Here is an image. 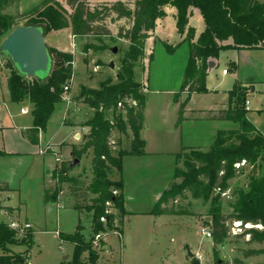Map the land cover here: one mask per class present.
<instances>
[{
	"label": "trees",
	"instance_id": "obj_1",
	"mask_svg": "<svg viewBox=\"0 0 264 264\" xmlns=\"http://www.w3.org/2000/svg\"><path fill=\"white\" fill-rule=\"evenodd\" d=\"M17 1L0 0V43L18 27V18L27 19L26 25H40L45 35L46 29L49 28L52 30L71 28L76 38L93 37L98 42H103L105 37H108L113 41L125 39L129 42V48L124 52L118 82L113 83L107 79L100 89L88 90L89 95L85 103L94 110L90 120L85 123L90 131L83 136L81 144H74L72 147L76 158L92 152L93 177L87 191L97 196L92 199L91 205L84 208L93 212V238L89 242L86 241L81 225L77 226L73 234L61 233L59 237L62 242L70 243L74 247V257L70 264H84L82 253L90 252V246L95 237L107 230L116 229L118 219H120L121 227L116 230L121 234L125 223L124 218L129 214L125 211L123 201L122 161L126 155L143 156L145 154V141L141 138V130L147 99L145 94H140L141 85L134 79V68L136 62L144 57L145 41L155 31L157 19L166 16L165 7H174L177 10L176 27L180 33L188 29L186 40L191 44L192 51H196V54H192L189 59L180 89L174 94L175 101H180L179 117L176 123L179 126L185 119L184 111L190 100L187 98L181 101V93L185 91L190 95L193 92H207L206 76L210 57L218 58L220 52L229 47L264 48V3H258L256 0H118L92 4L88 0H65V3L61 0H44L33 10L20 13L18 17L4 13V10L16 5ZM191 8L199 9L206 26V30L192 43L195 30L187 27ZM122 20L124 23L118 26L117 35H113L108 24H118ZM41 23H45L46 27L44 28ZM229 38L232 39L233 44L224 45L222 42ZM165 45L170 52H174L180 46V44L169 46L166 43ZM84 47V52L90 49L97 51L101 49L92 43ZM49 53L52 64L50 49ZM55 53L64 58L65 65L62 72L54 74L53 77L49 75L47 81L33 79L28 82L18 71L11 73L7 80L12 102L20 104L29 101L33 105L31 114L34 117V124L24 131V135L33 143L39 142L40 131L47 128L56 107L63 102L65 82L72 77L73 73L72 54L59 51ZM246 92V88L240 87L237 96L230 93L232 98H236V106L229 107L228 110L209 112L212 118L239 123V129L219 131L207 152L192 150L195 153L193 156H188L187 160L189 172L176 169L174 174L173 179L180 177L182 184L172 182L171 188L164 190L161 194L152 214H183L164 204L163 198L166 194L174 192L178 195L186 189L195 198L204 197L209 200L214 188L222 191L229 189L230 179L235 176L237 164L244 162L257 167L258 163H264V133L259 131L247 117L248 94ZM117 109L124 113L125 119L117 117L116 125L108 117L107 112ZM119 128L130 141L125 147L115 151L112 149L111 138L114 131ZM67 165L68 163L57 166L54 178L58 180V185L54 191L46 190V200H56L62 189L60 183L63 182L69 170ZM114 173L118 174L117 180L111 179ZM197 173L205 175L209 183L200 182ZM253 180L247 191L241 189L237 192L236 200L231 204L234 209V214L231 216L235 218V221L239 220L243 224L252 223L264 227V177ZM7 190H10L7 184H0V197ZM215 198L217 199L218 196L212 197L211 200ZM4 209L0 201V211ZM209 216L211 222L203 219V226L211 229L213 243L217 246L224 243L230 235L226 224L228 217L219 207H215ZM245 232L246 236H250V242L264 243V230L249 228ZM15 236L17 231L8 223L0 221V248L3 251L0 254V264H28V256L9 253L8 246L17 243ZM25 236L26 244L30 247L33 243L32 234L27 231ZM261 254H264V249H249L244 252L246 258ZM217 255L218 251L215 250V256L218 259ZM97 258L94 254L90 257L92 262ZM191 264L196 263L192 261ZM217 264H224V262H217ZM234 264L244 263L236 258Z\"/></svg>",
	"mask_w": 264,
	"mask_h": 264
},
{
	"label": "crops",
	"instance_id": "obj_2",
	"mask_svg": "<svg viewBox=\"0 0 264 264\" xmlns=\"http://www.w3.org/2000/svg\"><path fill=\"white\" fill-rule=\"evenodd\" d=\"M88 1L92 4H96L104 3L105 0ZM108 1L113 2L118 0ZM257 1L264 2V0ZM165 10L167 12L166 16L157 19L155 31L152 33V36L145 41V53L142 61V63H144V71L142 74H146L147 68L150 70L159 69V75L161 77L172 74L174 79L165 87L159 86L158 88H154V84L156 83L154 80H151V78V83L147 82L145 76L142 80L136 79L140 83L143 82L146 86L144 94L147 99L143 113V127L141 130V138L145 141V154H143V156L126 155L122 161V181L124 184L123 201L125 211L129 213L124 218L125 223L121 233L123 238L127 236V232L129 231L127 225L130 224L131 221H134L136 224L135 233L138 236L143 234L142 230L144 229L143 226H145V223H148L149 227L153 230L160 228L161 230L159 231L173 228L179 230L182 226H190V224L185 221L178 222V220H176L179 219L181 215H154L151 212L159 201L163 191L171 184L170 182H172L177 168V155L183 149L191 151H208L219 131L239 129V123L231 120L227 121L212 118L209 113L211 111L228 110L229 107L236 106V98H232L230 95L235 87H247V91H249L247 92L248 96L246 100L247 117L259 131L264 133V112H262V109H264L263 47L243 49H235L233 47L226 48L232 49L237 53L246 50L250 52L247 54H250L253 59H259L260 61H258L253 68L258 70L261 77L260 80H256L252 76H246V78L241 81L239 67L234 64L236 69V73L233 76L234 79L226 85L224 77H227L229 72L224 74L223 70L222 79L217 77L213 78L212 76L215 68L219 66L220 54L218 58L210 57L208 61H213L214 66L210 68L208 62L206 76L207 92H193L190 95L185 91L181 93V101H185L187 98L190 100L184 111L185 119L177 126L180 101H175L174 94L182 85L183 77L193 51L191 44L186 40L188 29L184 33H180L178 27H176L174 36H169L161 31L165 28L164 23L168 17L175 22V26L177 22V10L174 7H165ZM22 12L23 11H20V13ZM122 22H124V20H122L121 23ZM195 23H200L202 29L196 27ZM187 27H192L195 30L191 43L195 42L200 34L206 30L205 22L199 9L191 8ZM64 30L69 31L71 28L53 31L50 36H45L46 43L50 47L57 48L60 52H72L75 58V54L80 52L74 47L73 42L71 47L61 43L60 34L61 31ZM72 37L73 41H76V37L73 34ZM165 43L169 46H176L178 44H180V46L174 53L169 54ZM222 43L224 45L233 44L231 38L226 39V41ZM158 52H160V55L163 57L161 60L158 58ZM136 70L137 67L134 68V75H136ZM252 74H254V71ZM9 76V73H6L0 78V184H7L10 188V190L2 193L0 197L1 204H3L5 208L0 211V221L8 224L17 221L21 224L30 223L32 225L28 230L33 238L32 245L28 247L26 251L28 264H70L71 259L65 262L58 259V255L54 252V248H62L60 244L63 242L60 240L59 234H73L78 225L83 227L82 233L86 238L92 233L93 212L87 211L84 207L91 205V200L94 197H92L89 202L82 201V203H80L77 200L78 197H81L82 200L86 201V195L91 193L87 191V187L91 180L87 186L81 187L82 189L84 188V192H82V190L78 192L79 187H74L70 184L68 175L75 173L79 174L78 167L74 166L75 159H78V162L75 163L78 164L83 161L84 158L90 156V154H87L81 158H76L72 151V147L74 144L78 145L82 143L83 133H81L80 124L85 121L80 120V116H78L80 115L79 113L85 111L87 115L92 117L94 110L91 106L83 102L77 103L76 100H72L69 105H66L63 101L59 104L61 107L59 108L57 106L55 109V112L59 110V121L55 128L49 129L50 123L53 121V116L55 115L54 112L47 128L40 131L39 142L33 143L24 135V131L31 128L34 124V117H32L31 114L33 105L29 101L17 104L10 100L7 83ZM34 79L40 80L39 78ZM148 94L150 95L149 97L147 96ZM161 96L167 97V101H159L153 104V98H159ZM255 99H257L260 104L257 107L251 106L252 101ZM207 102H210L209 106L202 105ZM169 112L171 115L168 114ZM153 114H157L159 117L154 119L151 117ZM259 117H262L261 121ZM257 121L260 123L263 122V125L260 126ZM47 147H50V149L47 150ZM65 163H68L67 168H69V170L66 172L63 182L60 183V186H62L61 191L58 193L56 200H46V190L54 191L58 185V180L54 178L57 166H62V164ZM90 168H92V163L90 164ZM76 191L78 192L77 196L75 195ZM70 192L75 197L74 202H71V197L69 196L71 195ZM84 217L90 219L89 225L84 224ZM208 217L209 216H203V219L207 220ZM194 226L195 228L199 227V223H194ZM87 232L89 233L87 234ZM42 233L52 234L53 238H56L54 242H58L57 245L55 246V243L51 241L53 246H46L44 247L45 250L43 246L37 248L33 247L35 240L39 238ZM110 237L112 238L111 235ZM205 238L208 237L205 236L204 239ZM219 245L215 246L214 243L211 245L214 253L216 247V251L219 253ZM8 248L10 251L16 249L15 246L12 247V245H9ZM103 248L106 249L107 254L110 255L116 250V248L112 246L111 241L108 246H103ZM165 248V252L169 254V257L172 256L175 258L174 255L178 253L180 258H178V260L180 261L171 260L163 262V264L191 263L193 257L188 256L190 252L194 255L199 254L201 257L205 252L204 249L200 247L197 248L196 252L193 251L190 244L187 242H180L178 247L170 245L165 246ZM125 250L126 247L123 248L121 252L122 258L117 264H138L126 260L127 253H125ZM0 254L2 253L0 252ZM261 255L264 256V254ZM104 257L103 254L99 261ZM253 257L255 256H249L248 259ZM236 258L243 261V263H247L246 260H243L241 257ZM234 259L232 261L233 264ZM168 260H170V258ZM262 263L264 264V260Z\"/></svg>",
	"mask_w": 264,
	"mask_h": 264
},
{
	"label": "rangeland",
	"instance_id": "obj_3",
	"mask_svg": "<svg viewBox=\"0 0 264 264\" xmlns=\"http://www.w3.org/2000/svg\"><path fill=\"white\" fill-rule=\"evenodd\" d=\"M44 0H18L16 5H13L9 7L8 9L4 10V13L11 14L13 16H19L20 11H23L22 13H26L28 11L33 10L36 6L40 5ZM62 3H65V0H61ZM104 1V0H101ZM106 1V0H105ZM108 1V0H107ZM256 2H258L256 0ZM260 3V2H258ZM264 3V2H262ZM64 6L69 9L65 4ZM28 20L24 18H18L17 24H26ZM124 22H120L118 24H111L109 23L108 26L112 30L113 35H117L118 33V26L122 25ZM196 27H199L202 29V26H200V23H195ZM202 24V23H201ZM41 25L45 28V23H41ZM164 29L161 30L163 33L168 34L169 36H174V33L176 31L175 22L168 17V19L164 23ZM198 28V29H199ZM57 29H46V35L50 36L53 31H56ZM1 32V30H0ZM69 32V33H68ZM188 34V32H187ZM60 40L61 43L65 46L71 47L72 42L74 47L77 48V50L80 53L72 54L73 61V73L72 77L68 80H66L65 85H69V90L64 91L63 93V101L66 105H69L72 100H76L77 103H85V99L88 98V90L89 89H100L102 83L106 82L107 79H110L113 83H117L119 73L122 70V60L124 57V52L129 48L128 46V40L122 39L113 41L108 37H105L103 42H98L93 37L86 38H76V41H73L71 30L67 31H61L60 34ZM3 41V40H2ZM171 41V40H170ZM88 43L95 44L96 46L101 47V49L94 50L90 49L88 52H84V46ZM1 44V43H0ZM47 44V43H46ZM47 47L51 51L52 56V69L50 72V76L53 77L54 74L62 72V69L64 68V58L57 55L55 51H59L57 48H53L47 45ZM117 47L118 52L114 53L112 51V48ZM60 52V51H59ZM249 51L244 50V52H234L232 49H226L225 51H222L220 53L219 57V66L215 68V71L213 72L212 76L213 78L217 77L222 79V71L226 70L229 72V75L227 77H224L227 83H229L231 80L234 79V75L236 73V69L234 67V64H236L239 67L240 77L241 81H243L246 76H252L256 80H260V75L258 70L253 68L255 64H257L259 59L255 58L253 59L250 54H247ZM155 53V50H154ZM169 54H172L174 52L168 51ZM250 53V52H249ZM158 58L160 60L163 58L160 55V52L157 53ZM75 61V64H74ZM143 58L136 62L135 67H137L136 75H134V79L142 80L145 76L148 83H151V80H154L156 84H154V88L165 87L168 83H171L174 77L172 74L165 75L166 77H161L159 75L160 71L159 69H153L150 70L147 68V72L145 75L142 74L144 71V63H142ZM111 63L115 64V67H111ZM254 63V64H252ZM150 67V66H149ZM254 71V74H252ZM13 72H17L15 69V66H13L10 58L4 53L0 51V78L4 76L6 73H9V75ZM217 73V74H216ZM259 76V77H258ZM151 78V80H150ZM28 82H31L34 78H26ZM48 78H46L43 81H47ZM137 80V82H139ZM140 83V82H139ZM141 90L140 94H144L146 91V86L143 82L140 83ZM241 86H237L232 90V94L237 96V92ZM247 89V87H246ZM249 92V91H247ZM246 92V93H247ZM150 96L149 94L147 95ZM154 97V96H153ZM167 97H159V98H153V104L156 102H166ZM151 101V100H150ZM134 103V102H133ZM87 104V103H86ZM135 104V103H134ZM88 105V104H87ZM151 105V104H150ZM201 105V104H200ZM203 106H209L210 102H207L205 104H202ZM260 104L258 103V100L255 99L252 101L251 106L257 107ZM89 106V105H88ZM60 108L61 106L58 105ZM80 120L85 121L80 124L81 127V133L82 135L89 134L90 129L85 125L86 120L90 119V115H87L85 111H82L79 113ZM169 115L170 112L168 113ZM93 115V114H92ZM108 117L111 119V121L115 122L117 125V117H121L122 120L125 119V115L122 111L119 109L117 110H111L107 112ZM53 121L50 123L49 129H54L57 122L59 121V110H56L55 115L53 116ZM152 118H158L159 115L153 114L151 116ZM120 118V119H121ZM260 121L262 120V117H259ZM260 126L263 125V122L257 121ZM112 149L115 151H118V149H122L125 147L130 139L122 132V130L119 128L114 131L112 135ZM120 143V145L118 144ZM50 147L47 148V150ZM199 152H207V151H199ZM195 152L191 150H182L179 153L178 162H177V170H182L184 172L188 171V165L187 160L188 156H193ZM88 157V158H87ZM83 159V161L79 162L78 164L74 163L75 167H78L79 174H69L68 178L70 179V184L74 187H79L78 192L80 190L83 191L81 187L87 186L91 178L93 177L92 168H90L91 164V158H92V152L90 156H87ZM190 158V157H189ZM199 166V165H198ZM197 166V167H198ZM236 173L233 178L230 179V186L229 189L226 191H222L219 188H214L212 194L208 199H205L204 197H193L192 193L189 190H184L182 194L178 193L175 194L174 192L166 194L163 198L164 204L168 208H173L176 211H181L183 214L179 217V219H176L179 221H185L186 223H189L190 226H182L179 230L176 229H164L163 231L159 229L153 230L151 227H149L148 223H145V226H143V234L141 236L136 235L135 233V226L136 224L134 221H131L130 224H128L127 228L129 231L127 232L126 237H122L119 233L120 225V219L116 222V229H110L107 230L104 233H100V238L95 237L92 245L90 246V252L92 254L84 252L82 253V260L84 261V264H117L120 262V259L122 258V251L123 248L126 247L125 253L126 260L127 261H133L138 264H163V262L166 261H177L179 255L178 253L173 258L172 256L169 257V254L165 252L166 248L165 246L172 245L173 247H178L180 245V242H187L190 244L191 249L196 252L197 248L200 247L204 249V255L201 257L199 254L194 255L191 252L189 253V257H193V261H195L196 264H217L224 262V264H233V259L236 257H241L243 260H246L247 263L244 262V264H263L264 256L259 255L255 256L253 258H245L244 252L246 250H249L250 248H264V243H256V242H250V236L245 235V231L249 228L258 229L259 231H263L264 227L262 225H255L252 223L243 224L241 221H235V218L231 215L234 214V209L231 206L232 202H235L237 192L239 190L247 191L249 189L250 185L252 184V181H254V178H260L264 177V163H258L257 167H254L250 163H241L240 165H236ZM81 172V173H80ZM198 174V173H197ZM222 174V173H221ZM192 177V176H191ZM118 174L114 173L111 176V179L117 180ZM198 180L200 182H204L205 184L209 183V179L203 175L198 174ZM193 179L191 178V181ZM181 178L173 179L172 182L177 184H182ZM172 182H170L172 184ZM171 184L166 189L171 188ZM77 191L75 192V195L77 196ZM71 193V192H70ZM71 197V202H74V195L71 193L69 195ZM97 195L94 193H89L86 195V201L82 200L81 197H78V202L82 203L89 202L92 197H96ZM216 199L211 200L212 197H217ZM92 201V200H91ZM215 204V206H214ZM219 207L223 214L227 216V227L229 228V237L226 239V241L219 245L218 250V259L215 256L214 251H212L211 245L213 244V238H205L202 234V227H203V216H209V213L215 208ZM198 215V216H196ZM196 216V217H195ZM200 216V217H199ZM210 217V216H209ZM84 224L89 225L90 219L88 217H84ZM199 223V227L194 226V223ZM210 232L211 229L209 228ZM26 232V231H25ZM89 232H87L88 234ZM161 233V234H160ZM112 236V238L110 237ZM26 236L24 235H17L15 236V239H17L16 244H11L12 247L15 246L14 251H9V253H19L22 255H26V251L28 249V245L26 244ZM85 237V236H84ZM93 238V234L91 233L88 238L85 237L86 241L89 242ZM56 238H53L52 234H45L42 233L39 238L35 240V244L33 247H50L52 245L51 241H55ZM111 244L116 250L112 253V255L107 254V250L103 248V246H108V244ZM55 246L58 242H54ZM62 248L55 249L54 252L57 253L58 259L61 261H68L71 259L73 260L74 254L73 252V246L70 243L63 242L60 244ZM19 246V247H18ZM53 246V245H52ZM58 247V246H57ZM21 250V251H19ZM45 250V249H44ZM217 250V247L215 248ZM0 252L3 251L0 248ZM107 255H106V254ZM96 255L98 258L96 261L92 262L90 257L91 255ZM104 254V258L100 260L102 255ZM170 258V260H168ZM180 259V258H179ZM186 264H191L190 262H187Z\"/></svg>",
	"mask_w": 264,
	"mask_h": 264
},
{
	"label": "water",
	"instance_id": "obj_4",
	"mask_svg": "<svg viewBox=\"0 0 264 264\" xmlns=\"http://www.w3.org/2000/svg\"><path fill=\"white\" fill-rule=\"evenodd\" d=\"M0 51L11 60L13 66L24 78L46 79L51 72V57L46 44L45 31L40 25L20 24L2 41ZM114 53L118 48H112ZM196 54V51H193ZM214 62L209 61V67ZM114 68L115 64L111 63ZM119 77V75H117ZM78 159H75V163ZM207 221H211L208 217Z\"/></svg>",
	"mask_w": 264,
	"mask_h": 264
},
{
	"label": "built area",
	"instance_id": "obj_5",
	"mask_svg": "<svg viewBox=\"0 0 264 264\" xmlns=\"http://www.w3.org/2000/svg\"><path fill=\"white\" fill-rule=\"evenodd\" d=\"M223 73L224 74H226L227 73V71L226 70H224L223 71ZM69 85H65V87H64V91H68L69 90ZM135 103V102H134ZM48 148V147H47ZM50 149V148H49ZM244 163V162H243ZM237 165H240V164H237ZM103 221H106V219H104V218H101ZM9 226L12 228V229H14V230H16L17 231V235H25V233L31 228V224L30 223H24V224H21V223H19V222H17V221H13V222H10L9 223ZM26 231V232H25ZM201 231H202V234L204 235V236H206V237H208V238H212V233L210 232V230H209V228L208 227H202V229H201ZM97 238H100L101 236L100 235H97L96 236Z\"/></svg>",
	"mask_w": 264,
	"mask_h": 264
}]
</instances>
